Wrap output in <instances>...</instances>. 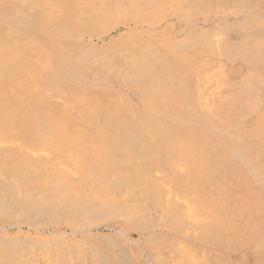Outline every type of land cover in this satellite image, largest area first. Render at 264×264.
Instances as JSON below:
<instances>
[{
    "label": "rangeland",
    "instance_id": "374dc122",
    "mask_svg": "<svg viewBox=\"0 0 264 264\" xmlns=\"http://www.w3.org/2000/svg\"><path fill=\"white\" fill-rule=\"evenodd\" d=\"M0 58V264H264V0H0Z\"/></svg>",
    "mask_w": 264,
    "mask_h": 264
},
{
    "label": "bare ground",
    "instance_id": "6f19581e",
    "mask_svg": "<svg viewBox=\"0 0 264 264\" xmlns=\"http://www.w3.org/2000/svg\"><path fill=\"white\" fill-rule=\"evenodd\" d=\"M66 17V16H65ZM2 60V58H0V61ZM183 144V142H181ZM34 147H37V148H40V146H34ZM33 147V148H34ZM14 160V159H13ZM13 160L10 161V163L12 164L13 163Z\"/></svg>",
    "mask_w": 264,
    "mask_h": 264
}]
</instances>
